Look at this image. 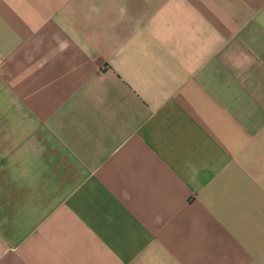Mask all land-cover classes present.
Masks as SVG:
<instances>
[{
    "label": "crops",
    "instance_id": "0c3cea01",
    "mask_svg": "<svg viewBox=\"0 0 264 264\" xmlns=\"http://www.w3.org/2000/svg\"><path fill=\"white\" fill-rule=\"evenodd\" d=\"M0 264H264V0H0Z\"/></svg>",
    "mask_w": 264,
    "mask_h": 264
}]
</instances>
